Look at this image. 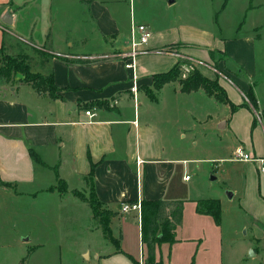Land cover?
<instances>
[{"label":"crops","instance_id":"obj_1","mask_svg":"<svg viewBox=\"0 0 264 264\" xmlns=\"http://www.w3.org/2000/svg\"><path fill=\"white\" fill-rule=\"evenodd\" d=\"M139 1L143 5L152 0ZM161 1L168 7L177 2ZM134 2L0 0L4 3L0 19L7 14L11 20L2 27L0 49L12 56L27 55L30 71L51 74L55 86L52 96L18 77L0 79V264H143L145 256L148 264H218L223 256L222 249L206 254L211 237L216 235L222 242V224L196 209L199 201L208 198L218 199L221 206L223 197L192 198L183 193L184 183L191 179L179 178V164L193 159L173 150L170 135L171 125L176 133L178 121L173 103L201 88L183 92L167 82L155 89L153 76L174 66L179 53L171 47L179 45L180 53L193 59L201 74L217 80L228 101L237 106L231 111L224 103L228 112L218 117L225 121L221 128L230 133L229 156L237 146L264 156V120L256 107L245 103L254 84L249 78L254 77L255 37L221 36L197 23L186 27L180 19L159 25L154 15H147L137 24H147L152 35L141 47L135 69L128 70L122 57L129 52L130 28L136 24ZM221 2L220 9L212 11L216 21L227 9V0ZM40 16L42 23L36 19ZM206 31L211 33L208 37L203 36ZM214 51L228 52L243 68H252L248 76L230 72L224 62L217 66L227 81L202 70V65L211 67ZM100 55L111 58L92 61ZM133 85L135 91L130 90ZM253 94L256 98L255 88ZM87 109L93 117L85 115ZM252 110L260 121L257 125ZM225 158L212 157L213 167ZM227 161L242 180L230 188V198L249 219L252 243L245 250L250 248L260 258L264 175L254 163ZM58 178L66 183L64 193L51 189ZM88 186L89 193L115 213L109 223L115 243L94 222L90 205L74 195ZM148 199L183 200L175 241L155 245L150 260L140 238V213L119 210L122 201ZM7 210L14 216H7ZM30 219L34 222L30 231L5 229L8 223L14 230ZM50 219L57 221L58 229L49 227Z\"/></svg>","mask_w":264,"mask_h":264},{"label":"rangeland","instance_id":"obj_2","mask_svg":"<svg viewBox=\"0 0 264 264\" xmlns=\"http://www.w3.org/2000/svg\"><path fill=\"white\" fill-rule=\"evenodd\" d=\"M134 1H136L134 2L133 11L136 17V24L137 22L143 21L147 15H154L159 25L166 23L172 25L180 19V23L186 27L190 23H197L200 24L202 28L206 27L209 30H214L216 34H220L221 36L230 37L233 35H240V38H248V36L255 37L256 45L254 48V56L256 60L253 68L254 77L251 76L249 78V81L252 80L254 84L250 87V92L245 96V103L247 106L252 105V107H256L259 112L258 117L264 120V0H227V9L224 14L218 18V21L213 18L212 11L220 9L221 1L224 0H177L171 7L163 6L161 0H152L150 4L143 5L139 3V0ZM218 2L221 3L218 4ZM126 16H128V13ZM36 19H40L42 23L44 17L40 16L38 18L36 17ZM4 26L7 25L0 19V44L2 38L1 34L2 32L5 33L2 29ZM90 27H92L91 23ZM8 28H10V25H8ZM206 32L208 33H203L204 37H208L211 34L209 31ZM186 33L190 35V29H186ZM8 34L9 32L7 31L5 35ZM171 49L173 52L179 53V57H177L179 71L175 74V80L171 82L180 88V86L185 84L184 80L188 77L189 73H192L194 69H197L199 72L200 70L193 59L180 53L181 47L179 45H175L171 47ZM3 53V51H0V60H2ZM99 58L109 59L111 56L100 55L92 59ZM210 59L212 64L211 67L202 65L200 68L202 70L208 69L211 74L224 81L227 80L222 75L223 71L220 66H217L220 62H224L226 68L229 69L230 72H236L240 76L246 75L247 77L249 74L248 72L252 69L250 68L248 70L245 67L243 68L241 64L238 63L237 59L233 58L228 52H211ZM160 80L161 79H157L158 84ZM253 87L255 88L257 101L253 94ZM203 90L201 88L196 94L190 97L180 98L173 103L177 109L176 118L178 120L176 124V133L172 125L170 130L171 141L175 146L173 150H176L181 157L193 159L191 162H188V164H179V178L183 179L182 177L187 175L189 179H191L189 182L184 183L185 188L183 189V193L188 194V196L192 198H208L219 195L223 197L220 206L221 218L219 222L220 225L222 224V242L219 241L216 235L211 237V242L210 245L207 246L206 254L210 255V253H217L218 250L222 249L223 256L218 258V264H264V239L257 241L258 248L260 252L263 253L262 256L260 258L257 256H250V248L245 250V248L252 243L250 238L249 219L242 213L240 208H238L236 200L233 198L231 199L227 194L232 186H238L242 183L239 174L230 169L232 163L227 161L230 157L229 153L231 150L230 133L226 128H220V123L224 119H221V122H219L220 118H218L228 110V105L222 102L219 103L213 97L204 94ZM141 91L142 93L147 92V90L144 89ZM214 91L216 94L223 97V92L221 90L218 91L214 89ZM251 113L256 121L255 124L257 125L260 123L253 110ZM192 115L196 116V118H200L201 121L192 120ZM181 126L183 128H180ZM239 127L241 128V126ZM219 156H224L226 158L223 159L219 167L215 169L213 167L214 160H211V158ZM185 162L186 161H183V163ZM183 166H185V169H183ZM211 175L215 178L210 179ZM58 186L61 187V184H58ZM89 190L90 186H88L86 190L76 192L77 195L88 199ZM86 209L90 212L89 208ZM6 215L14 216L10 210H7ZM128 216H131V213ZM25 222L18 225L17 228L15 226L14 230H10L11 224L8 223L5 229L8 230L9 233H14V231L18 233L30 231L34 228V222H32L31 219ZM94 222H96L95 219ZM55 224L57 225L56 220L50 222L49 227L51 229L53 228V230L58 229ZM18 228H21V230ZM39 228H41L40 224ZM132 243L134 244L133 240L131 241V245ZM83 258L86 259L85 256H83ZM204 262H206V260H204L203 263ZM75 264L81 263L75 262ZM143 264H148L147 256L143 259Z\"/></svg>","mask_w":264,"mask_h":264},{"label":"trees","instance_id":"obj_3","mask_svg":"<svg viewBox=\"0 0 264 264\" xmlns=\"http://www.w3.org/2000/svg\"><path fill=\"white\" fill-rule=\"evenodd\" d=\"M99 59H93L92 61H99ZM178 65V62H176L171 69L165 72H159V74H154L153 88L158 89L162 84L174 81L176 78L175 74L179 71ZM15 77H18L22 82L32 83L38 91H40V89H45L52 96L55 95V86L51 74L42 75L40 73H32L30 71L29 57L27 55L12 56L3 53L2 60L0 61V79L10 81V79H14ZM157 79H161L159 84L157 83ZM184 81L185 84L179 88L181 91L190 92V90L202 88L216 101L228 103L231 111L237 109L236 105H233L228 101L224 88L218 85L217 80H212L207 76L200 74L197 69H194L192 73H189ZM214 89L218 91L221 90L223 92V97L216 94ZM149 95L152 97L151 92H149ZM245 96H247V93ZM33 157L35 160H38L37 155L34 153ZM58 184H61L62 188L59 187ZM57 186L52 187L51 189H55L60 193L66 191V183L60 178L57 180ZM92 188L93 186L91 185V190H93ZM74 195L85 200L90 205L93 212V218L98 227L102 230L103 235H105L109 241L115 242L111 235V228L109 227L110 218L115 213L110 209L105 208L103 204L94 197L93 192L89 193L88 199L77 195L76 191H74ZM140 203V238L146 247L147 255L150 260L153 258L152 255L155 245L164 242L172 243L175 241L174 229L182 219L183 200L169 201L166 199H148L142 200ZM196 209L200 213L211 215L215 223L218 224L220 222L221 208L218 199L208 198L207 200H201L196 204Z\"/></svg>","mask_w":264,"mask_h":264},{"label":"built area","instance_id":"obj_4","mask_svg":"<svg viewBox=\"0 0 264 264\" xmlns=\"http://www.w3.org/2000/svg\"><path fill=\"white\" fill-rule=\"evenodd\" d=\"M130 31V49L128 53L123 55L122 59L123 61H125L124 67L128 70L131 69L133 71L136 66V57L139 55L141 47H143L151 37L152 31L150 30L149 26L145 23L132 24ZM130 90L135 91L136 85L131 86ZM85 115L93 117L94 113L90 109H87L85 110ZM228 160L233 162L240 161L254 163L257 166L259 173L264 175V156L257 155L254 152H249L241 146H237V149L232 152ZM186 178L188 177H185V179ZM140 207L141 203L139 200L133 203L122 201L120 203L119 210L122 213H128L131 211H138L139 213H141Z\"/></svg>","mask_w":264,"mask_h":264},{"label":"water","instance_id":"obj_5","mask_svg":"<svg viewBox=\"0 0 264 264\" xmlns=\"http://www.w3.org/2000/svg\"><path fill=\"white\" fill-rule=\"evenodd\" d=\"M174 0H169L168 2L169 3H172ZM7 16V14L4 16V17H2V20H3V22L4 23H6V24H8L9 22H11V20H10V18ZM224 125H225V121H222L221 122V125H220V128L221 127H224ZM214 178V176H210V179H213ZM227 194H228V197H231L232 196V193L230 192V191H228L227 192ZM249 253H250V256H254L255 255V253L252 251V250H249Z\"/></svg>","mask_w":264,"mask_h":264}]
</instances>
